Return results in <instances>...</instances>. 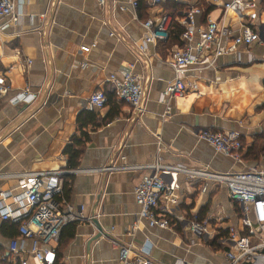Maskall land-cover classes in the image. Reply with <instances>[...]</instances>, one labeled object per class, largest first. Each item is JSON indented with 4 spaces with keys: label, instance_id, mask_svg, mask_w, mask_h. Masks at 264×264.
Masks as SVG:
<instances>
[{
    "label": "crops",
    "instance_id": "obj_1",
    "mask_svg": "<svg viewBox=\"0 0 264 264\" xmlns=\"http://www.w3.org/2000/svg\"><path fill=\"white\" fill-rule=\"evenodd\" d=\"M138 1L134 8L132 0H106L105 5L99 0H15L20 22L0 32V87L8 86L7 92H0V175L70 170L65 151L82 133L80 120L89 110L90 95L98 89H105L109 96L115 92L111 75L141 74L148 84L144 113L136 117L132 107L122 103L119 115L109 123L86 126L90 139L85 142L79 168H75L78 172L63 175L67 197L62 193L61 198L83 220L64 227L56 247L59 264H121V245L142 247L146 241L152 243L151 257L158 264H230L210 234L198 238L183 232L181 225L150 227L139 220L135 188L148 170L93 169L111 161L133 166L152 162L158 136L166 145L167 163L197 168L209 165L218 172L264 168L263 0H257V8L249 12L262 43L241 45L237 52L220 56L211 65L191 67L186 80L192 88L172 99L164 96L176 77L168 60L172 49L181 44L169 39L148 44L146 52H139L146 34L142 23L162 12L183 24L192 6L202 9L196 16L200 25L212 13L235 29L239 21L221 5L231 0H163L159 5ZM122 5L125 10L120 9ZM93 43L96 45L89 52L81 49V45ZM25 88L37 98L13 103L12 97ZM112 105L110 100L96 111L99 122ZM200 129L239 132L245 145L243 160L215 151L197 137ZM11 182L0 178V189ZM196 202L209 232L210 216L211 224L241 225L240 210L226 186L193 182V192L186 194L174 214H189ZM134 224L137 229L129 235ZM4 225L0 218V254L7 253L12 239ZM30 263L34 264L33 259Z\"/></svg>",
    "mask_w": 264,
    "mask_h": 264
},
{
    "label": "built area",
    "instance_id": "obj_2",
    "mask_svg": "<svg viewBox=\"0 0 264 264\" xmlns=\"http://www.w3.org/2000/svg\"><path fill=\"white\" fill-rule=\"evenodd\" d=\"M102 5L106 0H99ZM152 5H159L163 0H147ZM214 3L217 0L213 1ZM137 8L138 0H132ZM225 11L236 15L239 28L235 29L220 20L212 13L206 24L196 22L197 14L202 12L198 6H192L185 16L184 31L181 35L182 44L172 49L170 67L175 73V80L170 83L164 96L168 99L176 98L187 93L192 85L188 83L187 74L196 65L213 64V61L223 55L235 53L241 45L262 43L258 26L250 19L249 12L257 8V0H231L221 4ZM125 10V6H120ZM45 16V15H44ZM20 13L15 0H0V32L10 24L20 22ZM174 22V16L169 13H159L155 17L145 20L142 25L146 31L143 42L138 45L139 52H146L148 44L167 41ZM115 33H112L114 35ZM92 45H81L83 51L89 52ZM86 69L87 63H82ZM203 67V66H202ZM111 81L120 102L132 107L133 113L140 116L145 111L148 84L143 75L127 73L122 78L111 75ZM8 86L0 87V92H7ZM37 94L29 88L18 92L12 97V102H32ZM108 95L105 89L94 91L87 103L91 111H98L107 106ZM197 137L209 143L215 151L243 160L244 140L236 131H214L200 129ZM158 149L155 159L143 165L117 164L111 161L96 171H121L130 169H145L144 175L135 188L136 201L140 207L139 220L147 221L150 227L174 228L181 225L183 232L193 233L198 238L210 234L221 247L230 264H264V168L248 169L238 172H218L209 165L197 168L164 161L166 145L158 136ZM125 160L124 156H121ZM68 172L63 171H25L17 175H0V178L11 179L12 182L5 189H0V218L19 223L18 236L10 240L6 257L12 264H59L57 244L60 241L65 226L83 220L68 201L60 199L65 178ZM184 178V183L181 182ZM212 181L216 186H226L231 200L240 210L241 225L212 223L210 216V232L207 219H201V206L194 203L189 214H174L179 208L186 194L193 192V182ZM222 219V218H219ZM90 221L92 219H89ZM137 225L131 228L129 235H133ZM153 246L146 241L142 247H135L133 243L120 246L119 260L121 264H158L151 257ZM181 264H188L182 262Z\"/></svg>",
    "mask_w": 264,
    "mask_h": 264
},
{
    "label": "trees",
    "instance_id": "obj_3",
    "mask_svg": "<svg viewBox=\"0 0 264 264\" xmlns=\"http://www.w3.org/2000/svg\"><path fill=\"white\" fill-rule=\"evenodd\" d=\"M263 3H264V0H263ZM177 20H178V18L176 16H174V22H173L172 27H171L169 39L174 43L177 42L179 44H182L181 35H182L185 28H184V25L181 24ZM107 95H108V93H107ZM110 100H112V102H113L112 110L105 118H103L101 120V122H99V115L96 111L87 110L83 114V118H82V120H80V126H81L82 133H81V135L74 137L72 143L67 146L66 151H65L66 155L68 156V167L71 168L70 170H73L75 168H79L80 159H81V156H82L83 151H84L85 142L90 139L89 134L86 131H84V128L86 126H88L89 124H92L94 126H97L99 124H107L110 121H112L117 115H119L120 104H122L123 102H120L118 100L116 92L111 93L110 96L108 95L107 104H109ZM67 184H68L67 181H65L64 182V190H63L65 197H67V194H66ZM58 198H59V200L62 199L61 197H58ZM4 226L11 231L9 235L12 238L18 236L19 223L7 220V221H5ZM4 253H5V251L3 252V254H0V257L2 255H4L6 257V253L5 254ZM0 262L2 264H12L11 262H9L7 260H2V259Z\"/></svg>",
    "mask_w": 264,
    "mask_h": 264
},
{
    "label": "water",
    "instance_id": "obj_4",
    "mask_svg": "<svg viewBox=\"0 0 264 264\" xmlns=\"http://www.w3.org/2000/svg\"><path fill=\"white\" fill-rule=\"evenodd\" d=\"M93 222H94L95 225L98 227L100 233L103 234V228L101 227L99 221H98L96 218H94V219H93ZM101 234L96 235V236L94 237V239L98 238Z\"/></svg>",
    "mask_w": 264,
    "mask_h": 264
}]
</instances>
